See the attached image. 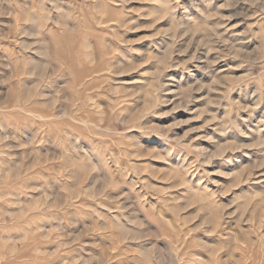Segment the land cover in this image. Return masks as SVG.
Returning a JSON list of instances; mask_svg holds the SVG:
<instances>
[{
  "label": "rangeland",
  "instance_id": "374dc122",
  "mask_svg": "<svg viewBox=\"0 0 264 264\" xmlns=\"http://www.w3.org/2000/svg\"><path fill=\"white\" fill-rule=\"evenodd\" d=\"M0 264H264V0H0Z\"/></svg>",
  "mask_w": 264,
  "mask_h": 264
}]
</instances>
